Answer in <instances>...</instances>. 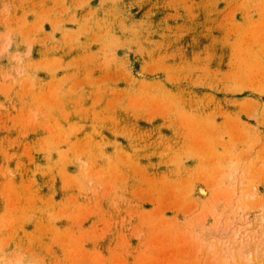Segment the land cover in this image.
I'll return each mask as SVG.
<instances>
[{
    "label": "rangeland",
    "instance_id": "obj_1",
    "mask_svg": "<svg viewBox=\"0 0 264 264\" xmlns=\"http://www.w3.org/2000/svg\"><path fill=\"white\" fill-rule=\"evenodd\" d=\"M264 264V0H0V264Z\"/></svg>",
    "mask_w": 264,
    "mask_h": 264
},
{
    "label": "bare ground",
    "instance_id": "obj_2",
    "mask_svg": "<svg viewBox=\"0 0 264 264\" xmlns=\"http://www.w3.org/2000/svg\"><path fill=\"white\" fill-rule=\"evenodd\" d=\"M17 264H20V261H18Z\"/></svg>",
    "mask_w": 264,
    "mask_h": 264
}]
</instances>
